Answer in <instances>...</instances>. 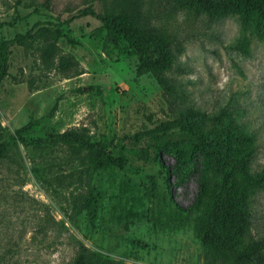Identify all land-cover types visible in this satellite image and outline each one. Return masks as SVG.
I'll return each mask as SVG.
<instances>
[{"label": "rangeland", "instance_id": "obj_1", "mask_svg": "<svg viewBox=\"0 0 264 264\" xmlns=\"http://www.w3.org/2000/svg\"><path fill=\"white\" fill-rule=\"evenodd\" d=\"M106 1L0 0L2 38L35 34L12 43L0 83V264H71L81 241L116 264H223L197 236L191 212L202 155L186 160L176 140L182 125H216L188 118V108L227 116L240 139H256L250 167L261 171L264 30L233 13L211 18L179 0H142L144 16L174 41L167 88L141 70L134 51H105L98 17L77 15ZM58 24L66 35L49 57L39 30ZM76 69L83 72L68 77ZM23 126L27 138L87 127L124 164L87 170L64 146L20 139ZM245 199L250 236L262 239L264 188L245 189Z\"/></svg>", "mask_w": 264, "mask_h": 264}, {"label": "trees", "instance_id": "obj_2", "mask_svg": "<svg viewBox=\"0 0 264 264\" xmlns=\"http://www.w3.org/2000/svg\"><path fill=\"white\" fill-rule=\"evenodd\" d=\"M180 3L196 12H205L211 18L228 13L237 14L245 26H255L264 30V0H179ZM78 16L94 15L102 23L106 36L103 42L105 51H134L139 55L141 70L152 73L165 87L173 86L168 73L175 63L173 40L162 27L153 24L144 16L142 0H111L103 3L98 11L90 4L79 9ZM2 23L0 22V29ZM39 35L51 45L49 57L65 34L62 25L55 28H41ZM35 37L31 31L19 33L13 39L0 35V83L8 73L10 47L15 41L26 44ZM76 69L68 77L81 74ZM185 114L208 116L215 126L202 130L182 125L176 143L178 152L184 153L186 160L202 155L200 190L191 207L195 212V231L204 247L213 256L223 258V264H264V238L250 236L252 211L245 199V189L264 188V167L257 172L250 163L256 155L255 138L241 134L234 129L227 116H211L206 111L188 108ZM29 126L17 130L23 141L41 147L48 141L64 146L74 158L82 159L87 167L111 165L123 166V156H116L109 150L105 139H96L87 127H76L63 133L47 134L42 138H27ZM237 141L231 144V138ZM233 146V147H232ZM165 147L172 149L166 142ZM6 145H0V155ZM244 180L245 185L242 181ZM114 260L101 251L94 250L82 241L72 258L71 264H114ZM116 264V263H115Z\"/></svg>", "mask_w": 264, "mask_h": 264}]
</instances>
